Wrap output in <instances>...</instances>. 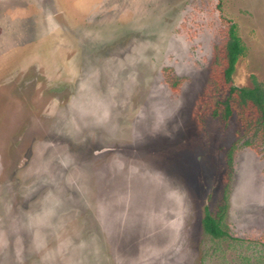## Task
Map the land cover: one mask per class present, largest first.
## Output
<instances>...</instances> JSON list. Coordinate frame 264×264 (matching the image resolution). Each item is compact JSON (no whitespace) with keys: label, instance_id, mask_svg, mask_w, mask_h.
Segmentation results:
<instances>
[{"label":"rangeland","instance_id":"rangeland-1","mask_svg":"<svg viewBox=\"0 0 264 264\" xmlns=\"http://www.w3.org/2000/svg\"><path fill=\"white\" fill-rule=\"evenodd\" d=\"M232 26L264 85V0H0V264H264V126L211 84Z\"/></svg>","mask_w":264,"mask_h":264},{"label":"trees","instance_id":"trees-1","mask_svg":"<svg viewBox=\"0 0 264 264\" xmlns=\"http://www.w3.org/2000/svg\"><path fill=\"white\" fill-rule=\"evenodd\" d=\"M244 52L243 45L234 31V26L230 27L229 36L226 41V54L222 56L223 66L222 72L217 71L211 80L212 86L215 88L221 87V85H229V93L227 100L223 103L222 117L225 121H229L233 115L234 108L236 110H242V113H246L249 123H253L251 120V112L259 114V120L257 123H261L264 126V85L255 83L253 87H239L233 83V73L235 71V65L239 56ZM234 100L229 101V100ZM218 115V110L214 112ZM261 120V122H259ZM256 123V120H255ZM203 228L205 232L214 238H221L227 235L226 231L222 229L219 219L213 215L209 210L206 211V215L203 218Z\"/></svg>","mask_w":264,"mask_h":264}]
</instances>
